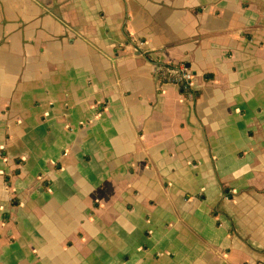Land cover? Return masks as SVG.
<instances>
[{
	"label": "crops",
	"instance_id": "0c3cea01",
	"mask_svg": "<svg viewBox=\"0 0 264 264\" xmlns=\"http://www.w3.org/2000/svg\"><path fill=\"white\" fill-rule=\"evenodd\" d=\"M0 264H264V0H0Z\"/></svg>",
	"mask_w": 264,
	"mask_h": 264
},
{
	"label": "built area",
	"instance_id": "2783aa9c",
	"mask_svg": "<svg viewBox=\"0 0 264 264\" xmlns=\"http://www.w3.org/2000/svg\"><path fill=\"white\" fill-rule=\"evenodd\" d=\"M154 76L159 83H176L181 90H191L192 70L180 63H154Z\"/></svg>",
	"mask_w": 264,
	"mask_h": 264
},
{
	"label": "bare ground",
	"instance_id": "6f19581e",
	"mask_svg": "<svg viewBox=\"0 0 264 264\" xmlns=\"http://www.w3.org/2000/svg\"><path fill=\"white\" fill-rule=\"evenodd\" d=\"M140 43L142 42H137L135 43V40H133L132 38H129L128 42H127V45H130L133 47V49L138 52L141 50V46L139 45ZM147 53V52H146ZM152 61V60H151ZM154 63H180V64H184L186 66H188L192 72H193V78L191 80V90L192 91V83H193V80H194V71L192 69V66L190 64H188L187 62L185 61H177V62H171V61H164V60H161V59H156L154 62H152V68L154 67ZM195 93V92H194Z\"/></svg>",
	"mask_w": 264,
	"mask_h": 264
},
{
	"label": "trees",
	"instance_id": "16d2710c",
	"mask_svg": "<svg viewBox=\"0 0 264 264\" xmlns=\"http://www.w3.org/2000/svg\"><path fill=\"white\" fill-rule=\"evenodd\" d=\"M181 91H182L183 94H186V95L191 96L193 98L194 97L197 98V96H198L197 93H194L193 91H184V90H181ZM19 161H20V159L16 160V162H19ZM16 173H19V170H16ZM5 181L7 182V184L9 186L11 185V179H10V177L8 175L5 176ZM13 201H14V199H13Z\"/></svg>",
	"mask_w": 264,
	"mask_h": 264
}]
</instances>
